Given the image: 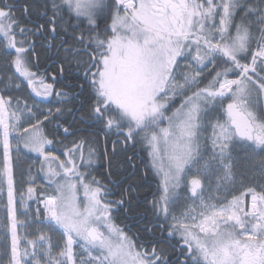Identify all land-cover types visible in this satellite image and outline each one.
<instances>
[{
	"label": "snow or ice",
	"instance_id": "obj_1",
	"mask_svg": "<svg viewBox=\"0 0 264 264\" xmlns=\"http://www.w3.org/2000/svg\"><path fill=\"white\" fill-rule=\"evenodd\" d=\"M0 147V264H264V0H0Z\"/></svg>",
	"mask_w": 264,
	"mask_h": 264
},
{
	"label": "trees",
	"instance_id": "obj_2",
	"mask_svg": "<svg viewBox=\"0 0 264 264\" xmlns=\"http://www.w3.org/2000/svg\"><path fill=\"white\" fill-rule=\"evenodd\" d=\"M46 63H47V61L44 60V61L41 62V65H45ZM178 104H179V100L176 101V104L173 105V107L177 106ZM49 138H52L51 131H49ZM60 138L61 139H64L65 140V143H68L72 139L71 137H68L66 139L64 137H60ZM52 151H54L56 155L60 156L61 153H62V151H63V146L57 144V145H55V148H53ZM137 152H138L139 157L146 158V155H147L146 152L143 151V150H140L139 146L137 147ZM60 158H61V156H60ZM97 168H98V170H97ZM104 168H105V162L103 161V159H101V161L99 162V164H98V166L96 167V170H95V171H98V175L97 176H100L101 173L104 172ZM18 178H20V171L17 168V179ZM105 180H106V178H105ZM154 183H155L154 178H152L151 177V174H149V179L147 181H145L144 184H143L144 191L141 193V200H143L145 198H147V199H150L151 198V195H150L151 188L148 185L151 184V185L154 186ZM114 198H117V197H114ZM122 217H124V216H122ZM6 222H7L6 221V218H3V223H6ZM133 222H135V221H133ZM116 223H119V222H116ZM134 230H136V228ZM140 239H147V234H142L141 237H140ZM2 242H3V238H2Z\"/></svg>",
	"mask_w": 264,
	"mask_h": 264
},
{
	"label": "flooded vegetation",
	"instance_id": "obj_3",
	"mask_svg": "<svg viewBox=\"0 0 264 264\" xmlns=\"http://www.w3.org/2000/svg\"><path fill=\"white\" fill-rule=\"evenodd\" d=\"M44 66H45V65H40L41 68H44ZM33 70H35V69H33ZM49 72H51V69H49ZM49 82H51V81H49ZM28 92H29V90L27 89L26 82H25V87H24V89H23L20 93H15V94H16V95H27ZM33 97H34V94H33ZM34 98L37 99V100L40 99L39 97H34ZM50 99L54 100V98H50ZM30 102H31V101H30ZM52 104L54 105V107H56V104H55L54 102H53V103H48L47 101L41 102L40 107H41L42 109H45V108L51 107ZM54 148H55V147H54ZM52 149H53V148H52ZM50 150H51V149H50ZM1 155H2V147H0V161H2ZM63 158H64V157L62 156V159H63ZM145 159H146V158H145ZM95 170H96V169H95ZM97 170H98V168H97ZM94 174H95V175H98V171H95ZM122 216H124L122 213H121L120 215L116 216V222H119V223H117V224L126 225V224L131 223V224H132V230L135 231V230H134V229H135V222H133V221L130 222L129 220L124 219V217H122ZM120 219H121L122 221H121ZM141 240H145V239H141ZM0 247H2V245H1V234H0Z\"/></svg>",
	"mask_w": 264,
	"mask_h": 264
},
{
	"label": "rangeland",
	"instance_id": "obj_4",
	"mask_svg": "<svg viewBox=\"0 0 264 264\" xmlns=\"http://www.w3.org/2000/svg\"><path fill=\"white\" fill-rule=\"evenodd\" d=\"M13 155H15V153H13ZM1 158H2V155H1ZM19 169V168H18ZM20 171V169H19ZM4 202L6 203V195L4 196ZM3 213V218H6V212H2Z\"/></svg>",
	"mask_w": 264,
	"mask_h": 264
}]
</instances>
